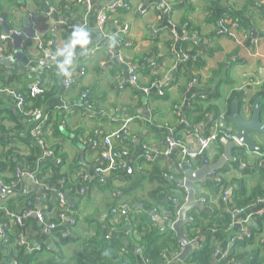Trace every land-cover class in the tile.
Segmentation results:
<instances>
[{
    "label": "crops",
    "instance_id": "0c3cea01",
    "mask_svg": "<svg viewBox=\"0 0 264 264\" xmlns=\"http://www.w3.org/2000/svg\"><path fill=\"white\" fill-rule=\"evenodd\" d=\"M87 1L90 9L80 0H0V19L7 14L14 33L22 34L26 28L25 18L31 19V29L35 33L34 39L23 43L22 61L11 67L0 63V77L11 78V86L18 91L41 85L44 93L36 96L43 101L42 108L50 116L44 136L48 147L66 157L61 172L69 175L68 181L78 186L82 176L88 175L82 183L85 194H80V198L72 197V191L64 184L51 182L54 168L50 162L53 160L43 158L40 148L31 142L32 120L18 113L12 96L0 94V125L14 131L8 136H19L12 148H17L24 156L36 158L19 164L20 171L25 174L13 189L0 188V205L11 203L16 211H20L22 199L29 198L35 209H40L47 185L52 191L66 195L67 205H76L69 213L72 217L61 215L56 218L54 212L46 215L54 221V228L41 224L37 217L25 219L22 226L25 231L23 241L29 248L61 252L65 261L72 259L70 264H76L75 255L88 245L90 239L116 236L126 245L127 227L119 231L108 229L115 221L111 213L113 207L129 204L148 209L147 204L155 203L154 197L162 194L157 172L170 165L165 159H158L147 163L140 171L144 142H148L153 150L162 151L160 139L163 133L157 130L160 129L168 134L178 132L177 136L185 143L195 146L196 137L208 131L206 121L215 118L214 115L207 116L209 118L200 124L193 122L194 128H185L183 122H177L176 108L185 115L188 100L199 96L204 100V108L216 109L217 116L225 114L228 117L232 103L236 102L242 108L243 116L249 119L254 103L260 99L264 122V96H260L264 91V0H124L130 8L112 12L109 8L120 0ZM101 13L107 16L104 24L99 21ZM186 22L190 24L189 28ZM125 27H128L127 31ZM79 32L81 40L75 44ZM0 36H5L1 27ZM7 38L8 41L0 42V45L12 54L0 60L11 59L16 52L14 40ZM183 44L197 49L198 57L190 58L184 53ZM65 48H69V52L62 54ZM198 58L199 66L188 65ZM130 68L137 71L135 84L130 82ZM82 69H85V75L79 78ZM158 76L160 78L154 80ZM77 77L78 82L70 89L64 88L67 79ZM0 85H3L1 80ZM85 88L92 92L96 112L92 119L84 118L80 110V94ZM163 90L166 94L161 98ZM234 93L240 94L241 101L232 98ZM153 114L157 129L153 126ZM14 117L22 122L19 130H14L17 128ZM127 120L129 142L125 146L131 152L132 171L127 173L128 178L114 175L106 186H102L94 176L101 149L92 150L85 142L93 134L101 143ZM229 122L236 133V126ZM21 138H28L31 144L21 142ZM254 140L258 151L251 152L236 145V148H245L246 161L241 163L232 153L234 162L228 161L219 170L227 171L220 175L225 184L230 186L233 180L245 178L252 188L261 182L257 175L247 176L254 173L258 160L259 168L264 169V156L261 155L264 136L255 135ZM120 145V141L115 142V146ZM225 148L226 144L211 147L206 154L210 162L207 166L218 164L224 157ZM0 151V154L4 152ZM232 163L239 169L233 170ZM205 166L199 165L191 171H199ZM38 173L47 182L45 186L29 177V174ZM185 178L176 180V184L184 189ZM206 179V182L194 185L196 201L198 196L211 199L214 196L211 186L215 178L208 175ZM205 185L208 186L205 188ZM159 198L166 199L164 195ZM262 211L264 204L238 214L234 234L249 227ZM226 246L222 245L223 252L227 250ZM9 255L0 242L3 263L10 262ZM180 255L173 262L164 260L160 264H186L189 255L184 261L179 260ZM143 262L142 255L137 254L135 264Z\"/></svg>",
    "mask_w": 264,
    "mask_h": 264
},
{
    "label": "trees",
    "instance_id": "16d2710c",
    "mask_svg": "<svg viewBox=\"0 0 264 264\" xmlns=\"http://www.w3.org/2000/svg\"><path fill=\"white\" fill-rule=\"evenodd\" d=\"M186 24L189 28L190 24L188 22H186ZM182 50L184 53L189 55L190 58L198 57L199 51L197 49H190L188 44H183ZM0 53L5 58H8L11 56L12 51L5 48L4 45H0ZM192 63L199 66L201 64L200 58L194 62H189L188 65ZM159 78L160 77L158 76L154 80H158ZM0 80L3 82V85H0L1 90H15V88L11 86V78H6L5 75H1ZM177 81L178 78H176V82ZM39 88L42 93H44L41 85ZM85 90L86 88L83 89L80 94V102L81 96ZM19 93L25 100V106L21 111L17 110L18 113L32 120V127L38 124L43 126V138L46 142L44 131L50 123V116L42 108L43 101H40L36 96L38 94H33L30 89H22ZM165 94L166 91L163 90L162 95L159 96L163 98ZM260 96H264V91L260 94ZM232 98L241 101V96L238 93H234ZM90 100L92 102V98ZM203 103L204 100L199 96L189 99L185 115L180 109H175L177 122L180 123V121H182L185 117V120L192 126V128H194L196 124L204 122L211 115H214V117L217 118V110L214 108L206 109L204 108ZM80 110L85 118L86 113L82 108H80ZM36 112L41 114L39 118H36ZM207 116L209 117L206 118ZM152 120L153 126L157 129L158 125L154 120V114L152 115ZM227 120L228 123H230L228 117ZM14 121L17 123V128L14 130H19L22 122L18 119V117H14ZM193 122L196 124L194 125ZM206 125L208 130L211 126V121L207 120ZM157 130L158 133H163L160 141L163 144L164 150L166 138L170 134H168L165 130ZM13 132L14 131L12 129H7L2 124L0 125V149L4 151L0 154V185L3 189L11 186L13 183H17L18 179L16 178V175L18 170H20L19 164L21 162L36 160V158L33 159L31 156H24L17 148H12V144L19 141L18 135L12 136L11 134L8 136L9 133ZM177 133L173 132V135L177 136ZM30 135L33 140L31 142H34V146L39 148L38 139L34 138L31 132ZM88 139H91V141L97 140V142H99V139H97L96 135L93 134L88 136ZM128 139L129 136H126L125 144ZM21 142H25L27 145L31 144L28 138H21ZM143 145L144 147H147V149L152 150L148 142H144ZM47 146L46 149L51 150L54 153V157L51 158L53 161L50 162V166L54 168V178L51 182L55 183V185L58 183L64 184L72 191V197L80 198L81 189L83 188L82 183H80L79 186L70 183L68 181L69 175L61 172L63 166L66 165V157L62 154L59 155V151L53 150ZM244 149L245 148L238 147L232 150L233 155L238 161L240 160L241 163L246 161ZM144 151L145 155L150 154V152L146 150ZM162 151L159 152L161 153ZM261 153H264V150L261 149ZM178 154V151H174L170 157L168 163L170 168L168 167L163 171L157 172V177L161 185L160 188H162L163 191L160 195H164L166 199L162 200V198H159L160 195H156L154 197L156 202L153 204H147V207H149L148 209L152 213L146 208H136L134 205H131L132 211L128 214V216L121 217L112 215L115 221L113 220L114 222L112 225H108V229L119 231L120 228L127 227L128 240L126 245H123L120 239L116 236H110L106 239H90L88 245L85 246L81 252L75 255L74 261L76 264H135L137 250L140 251V255H142L146 264H160L164 260L173 262L178 259V255L182 252V241L178 238L176 232L172 228V225L178 221L179 209L186 203L187 200V192L185 189L176 184V180L182 178L184 179L186 176L185 170L177 166ZM41 155H43L42 151ZM57 159H60V165L56 163ZM158 159L164 160L165 158H162L160 155L157 157L156 161ZM204 160H207L208 164H210L209 160L205 156L196 161L193 169L202 165ZM259 164V160L255 162L253 174H245L247 176L257 175L261 179V182L252 188L248 186V182L245 178L233 180V182L230 183V186L227 183L225 184L223 176L220 177L221 174L223 175V173L227 172L225 169L216 172L215 175H212L215 179H219L218 181L215 180L212 182L211 187L213 188L214 196L212 199L209 197L198 196V199H204L203 205L189 211L188 222L182 227V233L186 240L193 246H195V244L198 245L197 247H194L187 257L185 262L186 264H264V215L255 216L249 227H247V231L234 234L232 227L235 223L236 211H245L251 208L258 199H264V169L261 170L259 168ZM145 165L146 162L142 160V166L140 167L144 168ZM231 166L233 170L239 169L236 168L237 165L235 163H232ZM143 170L144 169L140 171ZM127 173L128 172L118 173L116 175L120 178H128ZM37 178L44 186L47 184V182L42 180L41 175H38ZM207 186L208 185H205L204 187L206 188ZM225 191L231 192L229 199L231 201L230 204L227 200V196L226 200H223V193ZM56 192L58 193V191H52L50 188L44 190L43 194H46L48 198H42V208L39 210H41L45 218L47 214L51 215L54 212H56V218L59 216L61 217V215L72 217L69 213L76 208V205L71 207L69 205L62 206L56 199ZM8 206L1 205L0 223L8 224L7 243L2 244L1 242V244L10 252V262L3 263L0 256V264L71 263L72 259L70 261H65V257L61 252H45L46 250L43 249L39 251L37 249L32 250L29 248L26 242L23 241L25 231L22 224H15L7 217L4 211L5 208L16 214H22L29 209H35L32 200L29 198L22 199V208L20 211H16L11 203H8ZM45 223L47 225H55L54 221L47 218ZM253 223L255 225H252ZM13 224H15L14 227ZM14 235H16V238L13 237ZM231 240L234 242L227 257L215 260L214 255L216 254L217 246L222 248L223 244H227Z\"/></svg>",
    "mask_w": 264,
    "mask_h": 264
},
{
    "label": "built area",
    "instance_id": "2783aa9c",
    "mask_svg": "<svg viewBox=\"0 0 264 264\" xmlns=\"http://www.w3.org/2000/svg\"><path fill=\"white\" fill-rule=\"evenodd\" d=\"M83 4L87 6L88 9H90V3L87 0H80ZM130 8L129 4L124 1L120 0L114 5H112L109 8V12L124 9L128 10ZM107 20V16L104 13L99 14V21L100 23L104 24ZM128 30V27H125V31ZM16 34L20 35V32L15 31ZM39 39V38H37ZM81 40V33L79 32L78 38L75 40V44H78ZM3 41H8V38L5 36H0V42ZM69 52V48H65L62 50V54H66ZM187 58V56H185ZM5 57L0 53V59H4ZM194 59L196 57H193ZM130 82L132 84L137 83L138 81V75L137 71L134 68H130ZM85 75V69H82L80 71V75L78 76L79 78L84 77ZM78 77L77 78H71L67 79L64 82V88L65 89H70L75 83L78 82ZM30 90L33 92V94H41L42 91L39 89L38 85L33 86L30 88ZM0 93L2 94H7L12 96V98L15 100L16 108L17 110L21 111L24 106H25V100L23 96L19 93L18 90H10V89H0ZM92 98V92L90 90H85L81 96V102H80V107L84 110L86 113L85 118L87 119H92L96 116V112L93 107V103L91 102ZM193 98H196L193 97ZM192 99V98H191ZM189 101V100H188ZM186 106L188 108V102L186 103ZM179 109V108H176ZM181 110V109H180ZM182 111V110H181ZM37 115L36 118H39L41 114H38L37 112L35 113ZM183 122V127L185 128H190L192 129V126L186 121L182 120ZM31 134L34 138L38 139V147L42 151V156L43 158H53L54 153L51 150L46 149V142L44 141L43 138V126L38 124L34 125L31 129ZM235 134L232 129L230 128V125L227 120V116L225 114L218 116L217 118H213L211 121V126L208 129V131L203 135V136H197L196 141H195V146H190L187 143H185L184 140H182L178 136H174L173 132L170 133V135L166 138V144L164 150L160 153L156 150H149L147 147H144V150L150 152V154H146L145 152L142 155L143 160L147 163H152L155 162L158 156H162L165 158V161L169 163V159L172 156L174 151H178V162L177 166L179 168H183L185 172L189 170H194L193 168L195 167L196 161L199 160L200 158H203L206 156L207 152L210 150L211 147L217 144H228L230 142H234L236 145L240 146L235 138ZM126 136H129V120H127L119 130L112 132L111 134L105 136L102 139V142H97V140L91 141V139L86 140V145H89V148L92 150H97L101 149V154H100V160L98 162V165L96 166L94 170V176L97 180V182L104 186L108 184V181L112 176L118 174V173H125L128 172L129 168L132 166V160H131V152L127 149L125 146V140ZM120 141L121 145L119 147L115 146V142ZM48 147V146H47ZM103 147V148H102ZM262 156H264V153H261ZM57 164H60V159H57L56 161ZM202 165H209L207 160H204ZM140 169H143L140 167ZM216 173V172H215ZM215 173H212V175H215ZM25 173L22 171L18 170L16 178L19 180ZM38 174H29V177L34 180L37 184H40L37 176ZM88 178V175H84L81 178V182L86 181ZM219 180V179H215ZM18 183V181H17ZM17 183H13L11 186L5 188V189H13ZM44 186L43 184H41ZM0 188L1 185H0ZM3 190V188H2ZM57 193V192H56ZM80 194H85V188L83 187L81 189ZM227 200L229 202L231 192L225 191L223 193V200ZM55 197V196H54ZM47 195L44 194V199H47ZM56 199L60 202L62 206H66L68 203V200L65 198L64 194L62 192H59L56 194ZM187 201V200H186ZM199 205L204 203V199L200 198L198 201H196ZM260 204H264V199L260 198L256 201V203L251 207L254 208ZM0 210H1V205H0ZM7 217L10 219L11 222L21 225L23 221L29 217L36 216L41 224H46L45 223V216L39 209H29L25 211L22 214H16L14 212L9 211L8 209H4ZM132 211V208L129 204H122L118 207H113L111 209V213L113 216H121L125 217L128 216V214ZM244 210L236 211V216L238 214H242ZM259 216L264 215V211H262ZM154 222V221H153ZM252 225H255L254 223ZM234 225H232L233 227ZM50 228H54L55 225H49ZM247 231V228L244 230ZM242 231V232H244ZM7 238H8V224L7 223H0V242L2 244L7 243ZM233 240L227 243V250L223 252L221 247L217 246L216 248V254L214 255L215 259L219 258H225L227 257L229 250L233 244ZM193 246V245H192ZM184 249V244L182 243V250ZM33 250V249H32ZM41 250V249H37ZM137 254H141L139 250L136 251ZM143 264H146L145 261Z\"/></svg>",
    "mask_w": 264,
    "mask_h": 264
},
{
    "label": "water",
    "instance_id": "95a60500",
    "mask_svg": "<svg viewBox=\"0 0 264 264\" xmlns=\"http://www.w3.org/2000/svg\"><path fill=\"white\" fill-rule=\"evenodd\" d=\"M26 28L23 30L22 34L14 33V29L11 27L8 21V15L5 14L4 17L0 19V27L6 37H10L14 40V46L16 52L11 59L0 60L1 64L11 67L15 62L23 60V43L28 42L29 39H34L35 33L32 31L31 19H24ZM85 49L83 50V52ZM45 65V64H43ZM229 120L236 126L235 138L240 145L239 147H246L251 152H256L259 150L257 144L255 143L254 136H264V122L262 121V107L260 106V99H257L254 103L253 110L249 119H246L242 114V108L237 105L236 102L232 103V108L228 116ZM185 120V117L183 118ZM238 147V146H237ZM236 148L234 142H230L226 145L224 157L220 162L213 166H205L199 171H187L186 178L182 182V185L187 190V201L179 209V218L176 223L172 225L173 230L176 232L178 238L184 244V249L179 257L180 261H184L186 257L191 253L195 246H192L184 237L182 233V227L188 222L189 211L199 207L196 202L194 194V185L196 183L206 182L207 176L219 171L225 163L228 161L234 162L232 156V150ZM132 171V166L129 168L128 173ZM2 189V188H1ZM44 189V188H42ZM49 189V186H46ZM66 197V195H65ZM149 210V209H147ZM150 211V210H149ZM151 212V211H150ZM152 213V212H151ZM36 217V216H32ZM162 223V222H161ZM163 224V223H162Z\"/></svg>",
    "mask_w": 264,
    "mask_h": 264
}]
</instances>
